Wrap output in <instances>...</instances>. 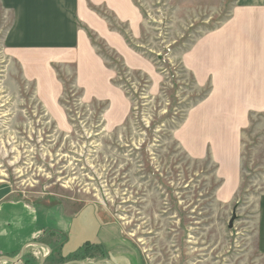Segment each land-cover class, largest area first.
I'll list each match as a JSON object with an SVG mask.
<instances>
[{"label": "rangeland", "instance_id": "rangeland-1", "mask_svg": "<svg viewBox=\"0 0 264 264\" xmlns=\"http://www.w3.org/2000/svg\"><path fill=\"white\" fill-rule=\"evenodd\" d=\"M134 2L144 17L133 40L125 24L92 8L126 38L130 67L85 29L112 73L108 87L92 99L74 85L73 66L48 64L59 87L51 105L3 53L12 17L0 9V193L93 203L121 226L144 264H264L254 237L264 192V116L252 119V143L240 145L241 184L225 200L229 191L211 154L222 151L215 140L222 128L198 121L210 86H198L188 69L192 40L217 28L233 0ZM86 246L94 256L82 264H102L95 260L100 251ZM28 248L15 264L49 258ZM2 257L0 264H11Z\"/></svg>", "mask_w": 264, "mask_h": 264}, {"label": "crops", "instance_id": "crops-1", "mask_svg": "<svg viewBox=\"0 0 264 264\" xmlns=\"http://www.w3.org/2000/svg\"><path fill=\"white\" fill-rule=\"evenodd\" d=\"M92 8L125 24L128 38L139 37L143 14L134 0H0V9L12 17L2 39L3 53L21 67L36 95L46 96L43 103L51 105L59 92L48 64L73 66L74 85L92 99L103 97L112 73L104 68L85 29L130 67L126 38L111 30ZM189 56L188 69L197 85L210 86L206 115L198 121L205 122V127L222 128V136L215 137L222 151L211 154L220 164L223 192L229 191L221 198L231 200L244 173L240 145L252 143L248 134L252 119L264 116V0H233L227 18L217 28L192 40ZM237 144L239 151L233 152L231 145ZM49 199L30 202L0 193V255L25 256L29 244L39 243L36 250L41 245L50 250L43 264H74L83 247L92 245L100 251L95 257L100 263L144 264L121 226L105 218L96 205ZM254 237L255 252L264 258V192L257 205ZM93 256L92 252L79 261Z\"/></svg>", "mask_w": 264, "mask_h": 264}, {"label": "water", "instance_id": "water-1", "mask_svg": "<svg viewBox=\"0 0 264 264\" xmlns=\"http://www.w3.org/2000/svg\"><path fill=\"white\" fill-rule=\"evenodd\" d=\"M233 222H234V218H233V220H231V221L228 223V227H229V229L233 228ZM35 244L37 245V243H35ZM20 256H21V255H20ZM20 256L14 258V259H11V258H9V257H2V258H3L4 260H8V261H10L11 264H15V263H18ZM74 264H82V262H80V261H75ZM97 264H99V263H97Z\"/></svg>", "mask_w": 264, "mask_h": 264}, {"label": "built area", "instance_id": "built-area-1", "mask_svg": "<svg viewBox=\"0 0 264 264\" xmlns=\"http://www.w3.org/2000/svg\"><path fill=\"white\" fill-rule=\"evenodd\" d=\"M29 247H32V248H38V247H40V244H35V243H31V244H29L28 245ZM38 251V250H37ZM40 251L41 252H43L42 254V258H45V257H47L48 255H49V249L48 248H46L44 245H41V249H40ZM42 262H43V260H42Z\"/></svg>", "mask_w": 264, "mask_h": 264}, {"label": "trees", "instance_id": "trees-1", "mask_svg": "<svg viewBox=\"0 0 264 264\" xmlns=\"http://www.w3.org/2000/svg\"><path fill=\"white\" fill-rule=\"evenodd\" d=\"M90 248H93L92 246H90ZM87 250V246L85 245L84 247H83V251L82 252H79L76 256H75V258L79 261V260H81V259H84L85 257L84 256H87V255H91L92 253H90V254H87V255H84V254H86V251ZM92 251H95V247L92 249Z\"/></svg>", "mask_w": 264, "mask_h": 264}, {"label": "flooded vegetation", "instance_id": "flooded-vegetation-1", "mask_svg": "<svg viewBox=\"0 0 264 264\" xmlns=\"http://www.w3.org/2000/svg\"><path fill=\"white\" fill-rule=\"evenodd\" d=\"M50 251V250H49ZM49 254H50V252H49ZM48 257V256H47ZM43 262H44V260H43ZM81 262V261H80ZM73 264V263H72Z\"/></svg>", "mask_w": 264, "mask_h": 264}]
</instances>
